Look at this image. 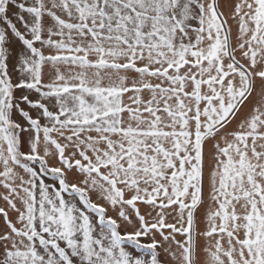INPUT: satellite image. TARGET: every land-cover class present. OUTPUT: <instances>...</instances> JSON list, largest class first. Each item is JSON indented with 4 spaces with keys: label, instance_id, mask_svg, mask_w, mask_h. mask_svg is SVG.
I'll return each instance as SVG.
<instances>
[{
    "label": "snow or ice",
    "instance_id": "1",
    "mask_svg": "<svg viewBox=\"0 0 264 264\" xmlns=\"http://www.w3.org/2000/svg\"><path fill=\"white\" fill-rule=\"evenodd\" d=\"M0 264H264V0H0Z\"/></svg>",
    "mask_w": 264,
    "mask_h": 264
}]
</instances>
